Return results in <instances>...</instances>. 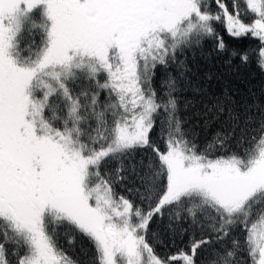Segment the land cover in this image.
Listing matches in <instances>:
<instances>
[{"label":"snow or ice","instance_id":"1","mask_svg":"<svg viewBox=\"0 0 264 264\" xmlns=\"http://www.w3.org/2000/svg\"><path fill=\"white\" fill-rule=\"evenodd\" d=\"M217 23L258 41L227 62L264 71V0H0V264H79L62 231L92 264H197L208 244L207 264H264V87L210 98L231 132L204 145L180 115L204 89L179 55L228 52ZM165 216L173 243L174 222L207 235L162 255Z\"/></svg>","mask_w":264,"mask_h":264},{"label":"trees","instance_id":"2","mask_svg":"<svg viewBox=\"0 0 264 264\" xmlns=\"http://www.w3.org/2000/svg\"><path fill=\"white\" fill-rule=\"evenodd\" d=\"M217 32L223 37L228 46L229 51L220 53L214 50L212 41H205L199 47L187 50L179 55V60L183 61L187 66L186 76L193 85L204 89L194 91L186 89L178 93L180 97L182 118L186 119L184 127L192 130L197 142L204 145L217 132H231L230 126L226 123L227 116H217L214 112H209L205 105L211 107L210 98L223 97L225 93L234 101L240 102L243 99H248L250 91L260 93L264 87V71L256 65L255 62L242 64L238 57L231 59L228 63L230 51L232 49L243 50L254 48L258 41L254 38L240 37L235 38L226 32L223 25L216 24ZM173 75H176L177 70L174 67L168 69ZM164 69H159L156 77V86L160 87L161 82L165 78ZM189 103L185 105L184 101ZM237 137L239 133H236ZM247 145L242 141L237 143L236 140L231 141V148L239 153H243ZM182 226L188 228V234L183 237V242L179 237L173 243L168 231V217L165 216L162 220L157 218L151 227L154 232L161 233V239L155 244L157 251L162 255H168L175 252L176 248H183L188 243L190 238L200 239L202 235L199 227L196 229L189 228L188 222H174L173 226ZM72 241V242H69ZM58 244L66 251V253L76 259L79 264H92L94 249L90 241L86 238L77 235L73 240L72 234L61 232ZM219 244H208L197 250V264H207L211 259L213 248H219Z\"/></svg>","mask_w":264,"mask_h":264}]
</instances>
